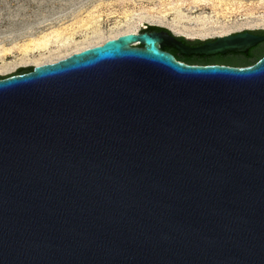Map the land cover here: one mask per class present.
<instances>
[{
	"label": "water",
	"instance_id": "water-1",
	"mask_svg": "<svg viewBox=\"0 0 264 264\" xmlns=\"http://www.w3.org/2000/svg\"><path fill=\"white\" fill-rule=\"evenodd\" d=\"M166 30L0 75V264H264V57L162 50L264 36Z\"/></svg>",
	"mask_w": 264,
	"mask_h": 264
},
{
	"label": "rangeland",
	"instance_id": "rangeland-1",
	"mask_svg": "<svg viewBox=\"0 0 264 264\" xmlns=\"http://www.w3.org/2000/svg\"><path fill=\"white\" fill-rule=\"evenodd\" d=\"M95 25L98 31L91 28ZM140 25L182 27L194 31L192 37H184L201 40L206 38L195 34L203 28H207V33L263 31L264 0H0V65H17L23 57L28 62L0 75H16L22 68L35 66L29 62L47 56L67 55L69 46L63 47L56 40L69 42L68 37L74 39L76 30L88 29L84 33L90 32L91 37L86 40L91 42ZM81 33L76 35L77 40L83 38ZM46 40L53 41L47 50L32 47V51H25L30 44ZM7 52L10 54L2 57Z\"/></svg>",
	"mask_w": 264,
	"mask_h": 264
},
{
	"label": "flooded vegetation",
	"instance_id": "flooded-vegetation-1",
	"mask_svg": "<svg viewBox=\"0 0 264 264\" xmlns=\"http://www.w3.org/2000/svg\"><path fill=\"white\" fill-rule=\"evenodd\" d=\"M97 26L98 25H95L91 28H94L95 31H98ZM143 26H140V28ZM139 29L135 33L139 32V33H148V34H160L162 32H165V31H160V30H151V29H148V27H143L140 30ZM87 30L88 29H85V28L80 29V30H76V32H74V34H73L74 39H72V37H68L69 38V42H68L69 48H67V50H68L67 57H69L75 53H79L85 49H88V48H91V47H94L97 45H102L103 43H105L106 41H108L110 39H115L121 35H126V34L130 33V32L125 31V32H122L120 34V32L123 30L122 29L118 33L111 34L109 37H103L102 41L95 42L92 44H86V43H89V41L87 42L86 39L88 37L89 38L91 37L90 32L88 34L84 33ZM80 31L83 32V33H81L83 35V38H81L80 40H77L76 35ZM250 32L252 33V31H250ZM93 34H97V33L95 32ZM252 34L257 35V36H264V34H259V33H252ZM209 39L210 38H207L205 40L192 39V41L185 40L182 42L185 43L187 46L195 48V47H199V46L203 45L205 42L209 41ZM72 40H74V43H71ZM74 47H77V48L73 49ZM133 47L143 48V45L136 43L135 45H133ZM162 50L166 53L173 55L177 61L180 60V62H183V63L186 61H190V62L194 63L195 65H227V66H234V67H245V66H250V65L257 63L261 58L264 57V42L260 43L259 45L255 46L251 49H249L247 54L229 52V53L224 54V55L219 54V55H212V56H198V55L188 56V55L181 54L177 49H175L173 47H164V48H162ZM67 57H64L63 59H65ZM58 61H60V60H58Z\"/></svg>",
	"mask_w": 264,
	"mask_h": 264
},
{
	"label": "bare ground",
	"instance_id": "bare-ground-1",
	"mask_svg": "<svg viewBox=\"0 0 264 264\" xmlns=\"http://www.w3.org/2000/svg\"><path fill=\"white\" fill-rule=\"evenodd\" d=\"M141 20H144V19H141ZM145 21H147V20H145ZM147 22H149V21H147ZM150 22H152V21H150ZM140 26H142V25H140ZM138 29H139L138 26L125 27L120 32V34L122 32H125V31L126 32H130V33H135L136 31H138ZM169 29L172 30L176 35H180V36L182 35V36H186V37H192L193 34H194V31H190V30L185 29V28H182V27L179 28V29H177V28L174 29V28L169 27ZM206 29L207 28L201 29V31H199V33H196L195 35L198 36L199 38H206V39L207 38H214V37L215 38L216 37H223V36L228 35L227 34L228 32H225V31H220V32H217V33L216 32L215 33L214 32H210V33L204 32V31H206ZM102 39H103V37L100 36V37H97L95 40H93V41H91L89 43H86V44H92V43H95V42H99V41H102ZM52 42H53L52 40H46V41L38 42L37 44H30V46H28V47L25 48V51L26 52L32 51L33 49L32 50L30 49L32 47H34V49L36 48L35 50L45 51V50H47L52 45ZM56 42H61L60 44H62L63 47H67L69 45L68 41H66V40L65 41H61V40L60 41H57L56 40ZM77 47H75V48H77ZM8 54H10V53L9 52H7L6 54L4 53L2 55V57L3 56H6ZM24 55H26V53H24ZM64 57H67V55L64 54V55H60V56H57V57H54V58L47 56L46 58L37 59V60L31 61L29 63L35 65L36 67L37 66H43L44 64L48 63L49 61H53V60H55L57 58L58 59H61V58L63 59ZM22 60L23 61L21 63H18L17 65H14V64H3V65H0V72L3 73V72L9 71V70L15 68L18 65H22V64L28 63L25 57H23ZM0 61H2L1 58H0Z\"/></svg>",
	"mask_w": 264,
	"mask_h": 264
},
{
	"label": "trees",
	"instance_id": "trees-1",
	"mask_svg": "<svg viewBox=\"0 0 264 264\" xmlns=\"http://www.w3.org/2000/svg\"><path fill=\"white\" fill-rule=\"evenodd\" d=\"M148 29H151V30H160V31H167L166 29H163V28H160V27H148ZM252 33L264 34V31H257V32L252 31ZM178 39L181 40V41H185L183 38H178ZM178 61H180V60H178ZM184 63L190 64V65H193L194 64V63H192L190 61H186ZM31 71H32V67L22 68V69H20L18 71V74H24V73H28V72H31Z\"/></svg>",
	"mask_w": 264,
	"mask_h": 264
}]
</instances>
